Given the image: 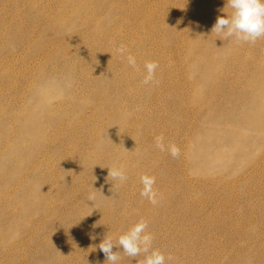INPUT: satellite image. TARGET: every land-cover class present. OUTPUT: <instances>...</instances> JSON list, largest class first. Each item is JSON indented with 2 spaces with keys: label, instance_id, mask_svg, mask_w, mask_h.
<instances>
[{
  "label": "rangeland",
  "instance_id": "374dc122",
  "mask_svg": "<svg viewBox=\"0 0 264 264\" xmlns=\"http://www.w3.org/2000/svg\"><path fill=\"white\" fill-rule=\"evenodd\" d=\"M231 11L0 0V264H104V235L141 219L166 264H264V38L211 33ZM101 167L125 169L118 191ZM143 175L156 205L139 194ZM116 250L118 264L145 258Z\"/></svg>",
  "mask_w": 264,
  "mask_h": 264
},
{
  "label": "clouds",
  "instance_id": "9594fccd",
  "mask_svg": "<svg viewBox=\"0 0 264 264\" xmlns=\"http://www.w3.org/2000/svg\"><path fill=\"white\" fill-rule=\"evenodd\" d=\"M226 6L232 10L231 13L218 16L211 28V33H215L223 39L234 38L237 44H255L258 39L264 38V0H226ZM116 51L123 56L128 52V49L126 45H121ZM127 61L130 66L136 67L134 56L127 55ZM157 68L158 63L155 61L145 64L147 75L144 77V84L154 81ZM163 140V136L156 137V147L161 151H165ZM169 150L173 158L178 157L180 154L179 149L175 145H171ZM101 168L108 170L106 182H111L112 187L109 189L111 192L112 189L118 191L119 184L115 183L116 181L123 183L127 180L126 171L123 167ZM109 177L111 180L108 179ZM140 180L143 185L139 193L140 196L156 205L158 203V192L154 189L156 178L143 175ZM88 200L94 201L95 195L90 194ZM98 236L99 234L93 235L91 238L95 240ZM153 241L154 236L148 231V221L141 219L128 231L120 235L115 242L105 234L96 247L105 256L104 264L106 261L108 264H118L121 259L117 250L113 251L114 247L132 259L144 254L145 258L140 264H166V261H170L172 256L168 255L166 257L159 249H154Z\"/></svg>",
  "mask_w": 264,
  "mask_h": 264
},
{
  "label": "bare ground",
  "instance_id": "6f19581e",
  "mask_svg": "<svg viewBox=\"0 0 264 264\" xmlns=\"http://www.w3.org/2000/svg\"><path fill=\"white\" fill-rule=\"evenodd\" d=\"M183 253V252H182Z\"/></svg>",
  "mask_w": 264,
  "mask_h": 264
}]
</instances>
